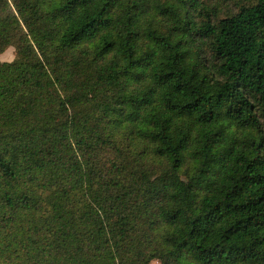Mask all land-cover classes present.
Segmentation results:
<instances>
[{
	"label": "trees",
	"instance_id": "obj_1",
	"mask_svg": "<svg viewBox=\"0 0 264 264\" xmlns=\"http://www.w3.org/2000/svg\"><path fill=\"white\" fill-rule=\"evenodd\" d=\"M0 264H264V0H0Z\"/></svg>",
	"mask_w": 264,
	"mask_h": 264
},
{
	"label": "rangeland",
	"instance_id": "obj_2",
	"mask_svg": "<svg viewBox=\"0 0 264 264\" xmlns=\"http://www.w3.org/2000/svg\"><path fill=\"white\" fill-rule=\"evenodd\" d=\"M14 58V50L12 48H8L0 55V62H10ZM150 264H159L156 261L151 262Z\"/></svg>",
	"mask_w": 264,
	"mask_h": 264
}]
</instances>
